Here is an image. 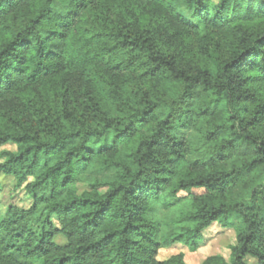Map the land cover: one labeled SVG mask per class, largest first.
Listing matches in <instances>:
<instances>
[{
    "label": "trees",
    "instance_id": "1",
    "mask_svg": "<svg viewBox=\"0 0 264 264\" xmlns=\"http://www.w3.org/2000/svg\"><path fill=\"white\" fill-rule=\"evenodd\" d=\"M0 160V264H264V0H0Z\"/></svg>",
    "mask_w": 264,
    "mask_h": 264
},
{
    "label": "rangeland",
    "instance_id": "2",
    "mask_svg": "<svg viewBox=\"0 0 264 264\" xmlns=\"http://www.w3.org/2000/svg\"><path fill=\"white\" fill-rule=\"evenodd\" d=\"M60 2L64 5H68L71 0H60ZM199 98L200 100L197 101L196 107L201 103L200 101H202V96ZM205 127L207 130L209 129L208 126ZM182 134L190 140L193 145V150L195 151V155H193L194 159H199L204 155H211L214 153V144L207 143L205 141L206 139H204L203 133L201 131H197L194 127H191V125L184 129ZM3 149L14 150V147L9 145ZM237 156V154H234L228 164H236L235 161L239 158V156ZM0 162H3V160H0ZM112 176V174L109 175V177ZM80 186L82 187V185ZM31 202L30 197L24 189L15 190L14 179L12 177L2 176L0 178V220L6 216L10 208L14 206L28 208L31 205ZM52 222L54 227L59 229V223L55 217ZM233 224L238 226L239 222L234 220ZM55 242L59 245H65L66 239L63 236L58 235L55 237ZM235 242L236 233L234 228H224L220 224H213L210 228L203 231L202 240L200 241L197 249H192L185 244H176L171 248L161 249L157 258L160 261H165L175 255L184 254L187 263L202 264L211 256H220L226 262L230 263L231 247L235 244ZM250 261L253 264V261Z\"/></svg>",
    "mask_w": 264,
    "mask_h": 264
}]
</instances>
